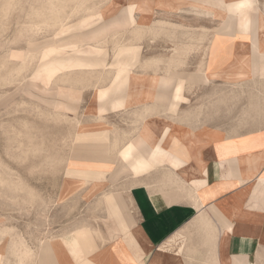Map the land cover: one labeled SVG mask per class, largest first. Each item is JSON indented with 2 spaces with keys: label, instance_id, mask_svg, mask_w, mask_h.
I'll return each mask as SVG.
<instances>
[{
  "label": "crops",
  "instance_id": "0c3cea01",
  "mask_svg": "<svg viewBox=\"0 0 264 264\" xmlns=\"http://www.w3.org/2000/svg\"><path fill=\"white\" fill-rule=\"evenodd\" d=\"M159 1L116 0L115 10H102L99 27L118 26L107 34L136 52L128 73L109 69L80 96L81 132L100 135L77 143L75 161L101 176L84 177L79 189L86 199L109 198L107 221L88 218L41 242L35 264H264V73L223 78L220 68L234 60L199 51L175 60L174 49L194 42L185 41V15L201 7L221 12V0ZM261 19L251 24L252 37L240 38L251 50L263 41ZM212 20L208 45L222 21ZM98 51L77 44L63 67L99 64ZM107 60L114 62L112 54ZM198 71H207L205 79L190 76ZM239 83L257 105H238ZM67 102L72 110L78 99ZM21 251L18 264H30L31 250Z\"/></svg>",
  "mask_w": 264,
  "mask_h": 264
},
{
  "label": "rangeland",
  "instance_id": "374dc122",
  "mask_svg": "<svg viewBox=\"0 0 264 264\" xmlns=\"http://www.w3.org/2000/svg\"><path fill=\"white\" fill-rule=\"evenodd\" d=\"M201 1L212 5L211 0ZM108 3L109 0H0V264H18L22 248L31 250L26 263L35 264L41 242L88 218L95 225L107 221L109 198L101 194L86 199L85 190L79 189L86 185L84 177L99 178L101 173L84 170L86 166L81 165L72 166L83 169L75 171L70 164L81 163L74 156L78 142L100 135L81 132V122H85L80 109L82 92L92 87V80L110 74L109 69L125 75L130 70L127 65L136 60L134 48L126 45L123 38L107 34L118 26L107 31L99 27L102 10L106 6L107 10H115L118 5L116 0ZM155 4L165 5L161 0ZM133 5L126 10L133 9ZM221 7V12L199 7L193 15H185V41L194 42L185 45V50L174 49L175 60L179 61L182 54L199 51L201 57L210 60H234L220 68L218 74L223 78L241 79L260 70V74L264 73V67L255 61L264 63V31L259 34L263 41L255 44L256 50L240 39L252 37L251 24L262 22L264 0H221ZM212 15L222 21L208 45L205 39L209 29L213 31ZM247 23V28L243 27ZM192 25L200 28L195 31ZM189 31L197 33L189 35ZM77 44L99 50L95 55L101 56V63L64 68L63 59L69 58ZM109 53L114 59L110 65ZM207 74L198 71L190 76L203 80ZM243 86L247 85L238 84V105H257L259 98L246 99ZM253 87L256 94L258 84ZM253 91L251 88L250 93ZM74 98L78 102H70L73 109H66L67 100ZM179 100L182 99L176 102ZM76 177H82L77 189L71 185Z\"/></svg>",
  "mask_w": 264,
  "mask_h": 264
},
{
  "label": "bare ground",
  "instance_id": "6f19581e",
  "mask_svg": "<svg viewBox=\"0 0 264 264\" xmlns=\"http://www.w3.org/2000/svg\"><path fill=\"white\" fill-rule=\"evenodd\" d=\"M113 26H114V25H113ZM115 27H116V26H115ZM108 28H109V27H108ZM178 46H179V45H178ZM187 47H188V46H187ZM176 51H177V50H176ZM178 54H179V53H178ZM78 165L86 166V164H84V163H80V164H77V163H71V164H70V167H72V166H73V167H76V166H78ZM73 167H72V168H73ZM73 169H74L75 171H76V170H79V171H80V170H83V169H78V168H73ZM84 170L91 171L90 169H84ZM19 247H20V246H19Z\"/></svg>",
  "mask_w": 264,
  "mask_h": 264
}]
</instances>
